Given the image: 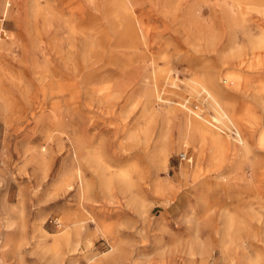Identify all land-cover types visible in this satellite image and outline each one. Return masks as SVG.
Segmentation results:
<instances>
[{
    "label": "rangeland",
    "instance_id": "1",
    "mask_svg": "<svg viewBox=\"0 0 264 264\" xmlns=\"http://www.w3.org/2000/svg\"><path fill=\"white\" fill-rule=\"evenodd\" d=\"M130 3L0 0V264H264V0Z\"/></svg>",
    "mask_w": 264,
    "mask_h": 264
},
{
    "label": "bare ground",
    "instance_id": "2",
    "mask_svg": "<svg viewBox=\"0 0 264 264\" xmlns=\"http://www.w3.org/2000/svg\"><path fill=\"white\" fill-rule=\"evenodd\" d=\"M86 1H89V0H86ZM121 1H123L124 2V5H125V7H126V9H127V11H128V13H129V16L131 17V8H130V6H131V3H130V0H121ZM9 6H10V4H9ZM240 6V5H239ZM241 8V10L243 9L242 7H240ZM131 12V13H130ZM129 17V18H130ZM131 19V18H130ZM139 21V20H138ZM134 23L135 24H133V23H131V20H130V25L127 27V29H131V27H133V29H135L136 30V26H138L139 24L137 23V21L134 19ZM140 23V22H139ZM136 25V26H135ZM143 28V27H142ZM139 29H140V25H139ZM135 33H137V31H135ZM235 40H234V42H233V44H234V46H235ZM258 42V41H257ZM248 43L250 44L249 46H251V48H253L254 46H261L262 45V43L263 42H261V43H259V44H257L256 45V43H254L253 41H252V39H250L249 38V40H248ZM237 45V44H236ZM138 46V45H137ZM262 57V56H261ZM246 58V57H245ZM262 59V58H261ZM252 62H256V63H258V64H264V59L263 60H259V59H254ZM218 103H216V109L219 111V112H222V117H226V118H228V113L222 108V106H221V104H218ZM245 118V117H244ZM191 119H192V122L193 123H187L186 124V126H185V128H182V130H181V133H179V135H178V141L177 142H180V141H182V140H184L185 141V143H188L189 141H191L192 139H194V138H197V137H204L205 139H210V135L211 134H214V132L211 130V129H209L207 126H205L204 124H202V122L201 121H199V119L198 118H194V117H191ZM203 138V139H204ZM211 138H213V137H211ZM195 140V139H194ZM193 140V141H194ZM216 140V139H215ZM164 141V140H163ZM196 141V140H195ZM194 141V142H195ZM218 141V140H217ZM220 141V140H219ZM240 141V140H239ZM165 166V165H164ZM135 167V166H134ZM133 175H134V173H133ZM132 175V176H133ZM184 175V174H183ZM118 179H119V181L120 182H127V180H130V177L131 176H129L128 175V172L126 171V170H124V171H122V172H120L119 174H118ZM77 180H78V182L80 183L79 184V188H78V191L81 193V194H84L85 193V191H86V183L83 181V180H81L80 179V176H78V178H77ZM135 183V182H134ZM68 185V184H67ZM128 185V184H127ZM135 185V184H134ZM130 188V187H129ZM163 188H164V190H172L173 189V187H172V184H170L169 182H166V183H163ZM130 189H132V188H130ZM140 190H141V192L142 193H147L148 191H149V188H147V187H144V186H141L140 185Z\"/></svg>",
    "mask_w": 264,
    "mask_h": 264
},
{
    "label": "crops",
    "instance_id": "3",
    "mask_svg": "<svg viewBox=\"0 0 264 264\" xmlns=\"http://www.w3.org/2000/svg\"><path fill=\"white\" fill-rule=\"evenodd\" d=\"M241 1H243V0H241ZM244 1H246V2H253L255 0H244Z\"/></svg>",
    "mask_w": 264,
    "mask_h": 264
},
{
    "label": "built area",
    "instance_id": "4",
    "mask_svg": "<svg viewBox=\"0 0 264 264\" xmlns=\"http://www.w3.org/2000/svg\"><path fill=\"white\" fill-rule=\"evenodd\" d=\"M2 38H3V36H2V34H0V44H1Z\"/></svg>",
    "mask_w": 264,
    "mask_h": 264
}]
</instances>
